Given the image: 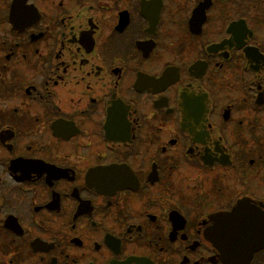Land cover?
Returning <instances> with one entry per match:
<instances>
[{"label": "flooded vegetation", "instance_id": "1", "mask_svg": "<svg viewBox=\"0 0 264 264\" xmlns=\"http://www.w3.org/2000/svg\"><path fill=\"white\" fill-rule=\"evenodd\" d=\"M0 264H264V0H0Z\"/></svg>", "mask_w": 264, "mask_h": 264}, {"label": "water", "instance_id": "2", "mask_svg": "<svg viewBox=\"0 0 264 264\" xmlns=\"http://www.w3.org/2000/svg\"><path fill=\"white\" fill-rule=\"evenodd\" d=\"M242 204H240L237 208H236V210H234V212H233V215L234 216H237L240 212H241V210H242ZM250 237V232H248V233H246L245 235H244V238L245 239H248ZM256 248H258V247H255V249Z\"/></svg>", "mask_w": 264, "mask_h": 264}]
</instances>
